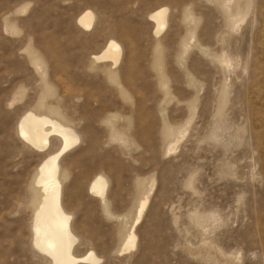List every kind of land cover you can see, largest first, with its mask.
Returning <instances> with one entry per match:
<instances>
[{
    "label": "rangeland",
    "instance_id": "rangeland-1",
    "mask_svg": "<svg viewBox=\"0 0 264 264\" xmlns=\"http://www.w3.org/2000/svg\"><path fill=\"white\" fill-rule=\"evenodd\" d=\"M161 7L156 35L149 16ZM86 10L88 30L77 22ZM109 40L122 48L114 81L93 59ZM45 83L47 104L79 136L61 160L77 255L264 264V0H0V264H50L31 232L45 154L17 133ZM96 175L109 210L89 192ZM149 190L136 248L121 252L119 231Z\"/></svg>",
    "mask_w": 264,
    "mask_h": 264
},
{
    "label": "bare ground",
    "instance_id": "bare-ground-1",
    "mask_svg": "<svg viewBox=\"0 0 264 264\" xmlns=\"http://www.w3.org/2000/svg\"><path fill=\"white\" fill-rule=\"evenodd\" d=\"M168 12V8L161 7L150 14L149 17L154 23L156 35H160L166 28ZM94 18V13L86 10L78 17L77 22L81 28L88 30L93 26ZM237 27L239 28V26ZM121 56V46L116 41L109 40L104 49L93 59L97 63L104 64L103 69L105 67L107 75L114 81L116 75L112 71V67L118 66ZM35 64L39 66L41 63L35 60ZM50 93L51 90L45 83V94L38 101L36 110L25 112L21 116L17 128L18 138L27 148L45 154L32 183L30 205L32 208L33 247L50 264H99L101 258L94 250H87L81 256L76 252L79 239L74 232L73 215L67 211L62 196V179H67L69 173L62 170L61 160L69 150L77 145L79 136L73 128L63 122L59 108L47 104L46 98ZM165 135L175 138L176 133L168 129ZM173 140L168 146V152H173L177 148L179 140L175 142ZM54 142L59 144L55 151L52 149ZM139 186V190L143 191V185ZM152 187L153 183L150 190ZM150 190L144 194V198L140 199L137 217L130 229L126 230L123 227L119 231L122 239L121 252H129L136 248L135 229L146 211ZM89 192L108 209L107 181L104 176L96 175L92 179L89 184ZM106 209V213L109 214V209Z\"/></svg>",
    "mask_w": 264,
    "mask_h": 264
}]
</instances>
